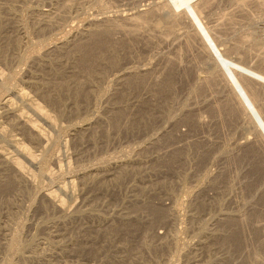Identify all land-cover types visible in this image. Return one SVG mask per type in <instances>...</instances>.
I'll return each instance as SVG.
<instances>
[{
	"label": "rangeland",
	"instance_id": "1",
	"mask_svg": "<svg viewBox=\"0 0 264 264\" xmlns=\"http://www.w3.org/2000/svg\"><path fill=\"white\" fill-rule=\"evenodd\" d=\"M206 1L203 20L217 23L226 33V44L232 48L229 54L264 71V0ZM154 3L0 0V44L9 47L6 59L0 55V96L15 82L12 72H16L19 84L27 85L28 76L39 72L37 59L48 60L59 48V52L76 57L80 47L91 45L94 33L107 36L95 44L90 107L71 118H60L63 124H69L87 117L91 132L65 144L60 132L50 131L53 141L58 138L51 149L63 162L62 172L53 181L41 179L62 194L72 214L43 210L38 202L32 205L28 193L16 200L13 196L6 199L0 192V264H264V141L256 132L251 134V118L239 102L223 101L230 96L212 79L202 42L182 36L180 21ZM133 7L150 10V16L144 21L140 18L137 25L117 17L120 11L132 12ZM46 8L49 10L45 13ZM42 10V14L38 12ZM13 40L19 46L13 48ZM102 51L105 60L99 53ZM67 61L70 66L71 60ZM143 73L147 75L143 77L146 84L135 88L127 85L128 78ZM169 74L172 88L169 93L160 91ZM38 100L53 112L43 99ZM186 102L200 106L191 109ZM0 115V145L10 151V136L6 135L12 133L11 122ZM133 123L140 130H128ZM3 127L5 132L1 131ZM248 155L250 158H246ZM105 164L109 168L106 171ZM6 167L0 159V179ZM181 175H185L183 180ZM73 179L74 185L70 183ZM64 183L67 186L63 191L58 185ZM185 189L192 190L188 196H183ZM196 196L204 203L203 213L190 219L191 201ZM179 201L184 206L180 213L188 211L187 217L151 216V208L173 209L174 213ZM18 222L23 228L20 249L15 251L5 243ZM145 231H149L148 237ZM223 237L232 241L230 247H225Z\"/></svg>",
	"mask_w": 264,
	"mask_h": 264
},
{
	"label": "bare ground",
	"instance_id": "2",
	"mask_svg": "<svg viewBox=\"0 0 264 264\" xmlns=\"http://www.w3.org/2000/svg\"><path fill=\"white\" fill-rule=\"evenodd\" d=\"M208 3H210V2H208ZM155 5L160 10H168L170 13L169 15L174 17L175 20L180 21L182 26L180 24L179 25L182 27V31H183L181 34L182 36L185 35V38H194V39H198L202 42V44H203L202 47L205 50L204 57H205V59L207 58V60L210 61V66L212 68V70H211L212 75H213L212 79L216 81L215 83H218L219 85H221V87L223 89H225V91H227L225 93H227L228 97L230 96L229 98L226 97L227 99H224L223 101H227L228 103L232 102V101L239 102L242 105L241 107H243L242 109H244V111H245L244 113L249 115L248 118H251V120H250L251 125L250 126L252 128H250L248 126L249 129L254 130L251 134L256 132L259 136H261L262 140L264 141V71H262L259 68L253 67L252 65L247 64L245 61L243 62L242 60H240L238 58V56L236 58V57H233L229 54L231 52L229 50L231 48V46L229 47V45L226 44V38L224 35L226 33H223L219 29V26H217V23H215V24L207 23L206 24L205 21L203 20V18H205L206 14H207V6H206L207 1L206 0H155L154 6ZM156 7H155V9H156ZM133 8H135V7H133ZM38 9H41V8H38ZM30 10H32V9H30ZM48 10L46 8V10H44V12L46 13V11H48ZM38 12H40L42 14L43 10H42V12L41 11H38ZM38 12H37V14H38ZM126 12L127 13L120 11V13H118L117 17L119 19H121L122 21L134 22L135 25L141 23L140 18L144 21V19L148 16V14L150 16V10H148V9L135 8L130 13H128V11H126ZM157 12H159V11H157ZM20 13H22V12H20ZM161 13H162V11H161ZM49 14H50V12H49ZM49 14H48V16H49ZM117 17H116V19H117ZM207 18H209V17H207ZM38 21H40V20H38ZM107 23H109V22H107ZM131 24H133V23H131ZM159 24L161 25V23H159ZM25 28H26V26H25ZM133 28H134V26H133ZM20 30H22V29H20ZM25 31L28 32L27 30H25ZM158 31L160 32V30H158ZM178 31H177V33H178ZM90 32H92V31H90ZM0 35H2V34H0ZM17 36H18V34H17ZM106 37L107 36L105 35V33H94L91 45L86 44L88 46L80 47L79 50L81 53L77 54L78 56H76V54H75L76 57H71L72 54H70V53L69 54L71 56H68L65 53V51L61 52L62 50L59 52V49H60L59 48L58 53L57 54L54 53L55 55H53V54H51V52H49L53 56L49 59L47 58L48 60L41 59V58L37 59L39 72H36V73L32 72L33 75L28 74L29 76H28L27 80L24 78L26 80L25 84H27V85H21L17 82L18 76L16 75V72H15L16 70L14 71L15 73L9 72V73L13 74V76L11 75L13 77L12 81H15V82L12 83L11 87L8 86L10 91L7 90L4 93H1L2 96H0V110H1L0 113L3 114V116H5V117L7 116V119H9L11 122L10 127H12V130L9 129L10 131H12V133L10 135H6L8 137L10 136V138H8V140H9L8 142H10V146L12 149H10V151H8V149H5L3 147V145L2 146L0 145V159L3 161L5 166L8 167V169H6L7 172L6 173L4 172L5 173L4 178L1 177L2 179H0V192L2 193V195L6 196V199H7V196H8V198H9V196H13V198H15L17 200V198L19 196H21L22 194L28 193L30 195V200H31L32 205H33V203L38 202L40 208H42L43 210L44 209L47 210V208H49V209H52L56 212L57 211L63 212L67 216H70V214H72L71 213L72 211L70 212V210H71L70 209L71 207H69L70 204L65 203V199L63 197H61L62 194L59 195L57 189L47 187V185H44V182L41 179V178L45 177V178H48L49 180L53 181L56 178V176H58L59 171H61V169H62L61 166H63V165H61L63 162L61 163L59 155L55 154V151L52 152L53 150L51 148H53V147H51V146L55 143L54 141H57L58 138H56V140L54 139V141H53V136H52L53 134L50 131L53 129L55 131V129H56L57 132H60L58 134L62 135L63 139H61V141L64 142L65 144H68L67 142L70 139L74 140L75 137H78L81 135L83 136L90 129H92L91 128L92 126L90 125L91 121L89 122L88 121L89 119L87 117H85V119L82 118V119H80V120L78 119L76 121L71 120L72 122H70V123L67 122L69 124H63V122L60 121V118H65V117L71 118V116L79 113L83 109L86 108V110H87L88 106L91 105V102L93 99L92 78L94 76L93 71L95 70L93 65H94V58L96 56V55L94 56V54H95L94 51L96 49L95 44L98 41L105 39ZM27 41H28V39H27ZM29 42H30V40H29ZM34 44H32L33 47H34ZM74 44H75V42H74ZM17 46H19L18 41L13 40L12 47L14 48ZM62 46H64V45H62ZM29 48H31V47H29ZM8 49H9V47H7L6 45L0 44V55H1V57H4V59H6V57H8L7 56V53L9 51ZM234 50H235V48H234ZM34 51H33V53H34ZM228 51H230V52H228ZM25 52H26V50H25ZM236 52H237V50H236ZM99 53L101 54L102 59L105 60L106 58H103L105 52L102 51ZM35 54H33V55H35ZM36 55H39V54H36ZM10 57H12V56H10ZM64 57L68 61L71 60L72 64L70 66L66 65V63H65L66 59H64ZM101 57L99 56V58H101ZM105 57H106V55H105ZM23 58H24V56H23ZM261 63H263V61ZM144 69H146V68L145 67L142 68L141 71H145ZM130 71H128V72H130ZM144 73H143V75H141L135 79H133V78L129 79L127 76H125L128 78L126 81L127 85L133 86L134 88L141 86L140 84L145 83L144 78L147 76ZM2 74H7V73L4 72ZM11 76L9 78H11ZM9 78H8V80H9ZM20 78H22V77H20ZM19 80L21 81V79H19ZM162 83H163L162 85L159 84L161 86L158 89L160 91H165V90L167 91L169 88H172L173 77L169 74V76L166 77V79ZM2 85L4 86V84H2ZM6 86H7V84H6ZM159 90H158V92H159ZM124 94H125V92H124ZM165 94H166V92H165ZM223 94H224V92H223ZM38 98L43 99L47 103V105L50 106L48 108H51L54 113L50 109H49L50 110L49 111L46 107H44V105L41 104V102L38 100ZM121 98H122V96H120V99ZM166 99H167L166 101L169 100L168 98H166ZM197 102H198V100H197ZM192 103H187V105H189V106L191 104V106H190L191 109H194L195 107L200 106V105H197V103H193V104ZM168 104H170V103H168ZM175 104H178V103H175ZM182 105H185V104H181V106ZM173 106H175V105H173ZM189 106H188V108H189ZM230 106H232V105H230ZM185 107H182V108L185 109ZM176 108L179 109L178 107H176ZM186 109H185V111H186ZM166 110H164V111H166ZM182 111H184V110H182ZM187 111H188V109H187ZM171 112H169V113H171ZM174 112H176V110ZM188 115H190V114H188ZM77 116H79V115H77ZM75 117H76V115H75ZM150 117L152 118V116H150ZM75 119H77V117ZM187 120H189V119H187ZM132 125H129L127 127L128 130L129 129L132 130L134 128H137V129L139 128V126L134 127L136 125L135 123H133ZM1 126H3V125H1ZM4 127H6V126H4ZM4 127L1 129V131H3V132H5V130H6ZM145 128H147V127H145ZM138 130H140V129H138ZM10 131H9V133H10ZM89 132H91V131H89ZM132 134H134L133 131H132ZM3 139H5V138H3ZM75 141H77V140H75ZM59 142H60V139H59ZM58 145H60V144H58ZM207 147H208V145H207ZM197 148H196V150H197ZM201 149L202 148H200L198 150L200 151ZM205 151H202V152H204L203 154L207 153ZM185 152H182V153H185ZM188 152L189 151H187V153ZM247 153L250 155V152H247ZM255 153H257V152H255ZM199 154L201 155V152ZM249 155L246 158H250ZM106 160H108V159H106ZM202 160L204 162V159H202ZM54 166L58 167V170H56V167H54ZM116 167L121 169L122 172L125 170V167H123L122 165H117ZM35 168H37V169H35ZM108 169H109L108 164H105L104 165V171H106ZM256 170H259V168L258 169L256 168ZM259 171H258V173H259ZM261 173L263 174V172H261ZM228 174H230V173H228ZM86 175H85V177L88 176V175L87 176ZM177 176L179 178L180 174L179 175L177 174ZM183 176H185V175H183ZM183 176L181 175L182 180L184 178ZM220 178H221V176H220ZM222 178H223V176H222ZM84 179H86V178H84ZM216 180H218V179H216V177H215V181ZM74 181L75 180L73 179L70 181V183L74 185L75 184ZM47 184H48V182H47ZM65 184L66 183H64L62 185H58L60 190L67 186V184H66V186H65ZM187 187L190 188V186H187ZM228 189H229V187H228ZM188 190L189 189H185L183 196H186L187 194L191 193L192 190H189V191ZM33 191H34V194L32 193ZM63 191H64V189H63ZM224 191H226V190H224ZM65 192H66V190H65ZM221 192L224 194L223 191H220V194H221ZM26 196H28V195H26ZM199 197L196 196V197H194V199L192 198L193 200L191 199L192 200L191 201V209L189 211L190 219H196V218L202 216V213H203L202 211L204 209V206H203L204 203L202 200L199 199ZM216 199L222 200V198L221 199L216 198ZM178 200H180V199H178ZM181 201H183V200H181ZM181 201H179L180 202V203H178L179 205H176V211H174V213H172L173 209L170 210L168 208H164V209H152L151 208V210H150L151 216L153 218H156V219H161V218H164L167 216H169V217L171 216V218H172V215H173V217H182L181 219H183V217L188 216V211H186V213H182V212L180 213V211H183V208H184V206H182L183 203ZM184 211H185V209H184ZM263 216H264V213H263ZM49 220H50V218H49ZM228 223H229L228 224V226H229L230 222H228ZM17 225H18L17 228H15L14 232L8 237V239L5 243V245H7L10 249L15 250V251H18L20 249V246H19V244H20L19 238L20 237H19V235H20V229L22 227V223L18 222ZM47 225H48V223H47ZM228 226H227V228H229ZM238 228H240V226ZM111 229H113V228H111ZM230 229H232L231 226H230ZM7 232H8V230H7ZM145 232H146L145 233L146 235H144V236L148 237L149 231H145ZM1 234H2V232H0V238H2ZM239 235H241L240 232L238 233V236ZM3 236H4V234H3ZM152 238L153 237H151V239ZM222 239H225V238L223 237ZM240 239H241V237H240ZM230 242H232V241H230V239L228 240V238H227V240L226 239L223 240V243L226 244L225 247H227V245L229 246ZM1 244L2 243H0V245ZM224 244H220V246L224 245ZM231 244H230V246H231ZM227 249H229V248H227Z\"/></svg>",
	"mask_w": 264,
	"mask_h": 264
}]
</instances>
